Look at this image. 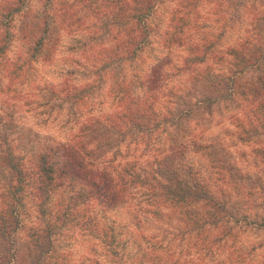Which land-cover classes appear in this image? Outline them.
I'll use <instances>...</instances> for the list:
<instances>
[{"label":"rangeland","instance_id":"374dc122","mask_svg":"<svg viewBox=\"0 0 264 264\" xmlns=\"http://www.w3.org/2000/svg\"><path fill=\"white\" fill-rule=\"evenodd\" d=\"M17 1L0 0V14ZM74 3L86 27L64 34L51 59L28 60L17 36L0 54V217L10 210L18 217L8 224L11 240L0 234V264H264V95L248 91L264 71V0H153L148 42L131 62L114 53V38L122 37L121 9L139 7L138 0ZM27 7L40 9L43 2L24 0L21 12L0 17L1 27L14 32ZM193 43L205 58L189 66ZM232 47L260 61L237 73ZM157 61L167 77L162 100L153 110L146 103V117L135 115L131 122L120 97L142 95L140 77ZM229 78L244 91L235 88L228 95ZM82 88L83 99L72 101ZM172 106L186 112L177 119V111L169 113ZM86 124H94L97 139L91 133L78 140ZM169 135L191 141L185 162L225 204L232 235L205 245L204 234L185 226L180 207L162 208L145 186L132 187L114 209L96 212L88 201L75 203L76 190L58 182L47 209L36 207L39 155L52 157L58 144L86 143L116 166L126 157L147 155ZM7 154L21 165L20 177L6 164ZM130 221L139 224L126 235ZM38 227L51 229L43 258L33 244Z\"/></svg>","mask_w":264,"mask_h":264},{"label":"trees","instance_id":"16d2710c","mask_svg":"<svg viewBox=\"0 0 264 264\" xmlns=\"http://www.w3.org/2000/svg\"><path fill=\"white\" fill-rule=\"evenodd\" d=\"M40 1L43 2L42 8L33 10L27 7L23 11L25 19L14 32H11L9 27L2 28L0 25V54L5 51L13 37L17 36L25 44L24 53L28 60L41 58L48 61L59 46L64 34H80L86 27V24L82 22V17L77 16L74 0L72 2L68 0ZM138 2L140 3L139 7L121 9L119 16L123 18L122 21L118 16L120 27L118 30L122 37L119 35L120 37L114 38L118 40L114 44L116 46L114 53L119 54L122 62L134 60L148 42L150 29L146 25V19L150 14L153 0H138ZM17 3L21 5L4 6L6 13L0 14V17L7 18L21 12L24 0H19ZM109 26V24L104 25L107 30L111 28ZM190 46V52L194 54V57H188L187 64L189 66L193 62H201L205 58L204 55L202 57L199 55L198 45ZM230 54L234 59L237 73L242 72L246 66L258 64L260 61L259 57L245 55L238 47H232ZM163 67V61H157L140 77L139 87L142 88V95L130 96L129 93V97H126L127 95L120 97V100L126 104L122 111L123 116L128 117L131 122L135 120V115H139L142 119L146 117V103L149 102L147 107L153 110V105L162 100L167 84ZM262 73L258 78L259 83L248 87V91L253 97L260 98L264 95V71ZM229 80L225 82L229 85L228 95H232L235 88L244 91L243 86L235 82V79L229 78ZM221 81L224 82L225 79ZM85 89H79L72 95L76 99H72V96L69 98L72 101L83 99L85 95L83 96L82 93L85 92ZM127 99L132 102V105L126 103ZM181 109L172 106L169 113L175 115L174 111H177L176 117L179 119L182 113L186 112V108ZM158 114L154 109L153 117L156 123L160 121ZM95 129L94 124H86L82 128V134L78 135V140L81 141L88 134H94ZM90 138L91 140L97 139V134L91 135ZM190 143V140L182 141L169 135L167 142L157 141L156 145L153 144L149 149L152 152L147 155L126 157L123 163L118 162L116 166L104 162L103 151L97 152L94 148L90 149L86 143L58 144L52 157L47 153L39 155L37 166L39 202L36 207L42 213L47 209L45 203L58 182L68 184L73 190H76L71 197L75 203L80 204L88 201L92 210L96 209V212L114 209L129 198L132 187L145 186L149 189V197L162 205V208L180 207L181 212L185 215V221L187 220L185 226L189 230L198 231L201 236L204 234V237H201L202 241L205 245L212 246L214 238L218 237V240H221L225 236L232 235L233 231L232 227L228 225V217L224 219L228 213L225 204L214 197L208 183L201 178L198 170L190 162H185L184 158L187 157L186 151ZM193 144L195 145L196 141ZM196 147L199 148L197 144ZM5 161L15 176L20 177L23 174L21 165L10 154L5 155ZM5 214L6 211L0 217V234L2 238H7L9 241L13 225L8 224L9 222L17 223L18 217L13 210L8 211L6 217L9 216L12 220L6 219ZM137 224L139 221H130L129 226L126 224L128 226L125 227V229L127 228L126 235L132 232L129 230L130 226H137ZM94 226H98L97 222L94 223ZM45 228L38 227L33 233V244L36 247L38 258L45 257L51 243V229ZM134 234L133 232L132 236ZM210 235L212 238L209 237ZM122 257L120 255V258ZM173 264L183 263L175 261Z\"/></svg>","mask_w":264,"mask_h":264}]
</instances>
